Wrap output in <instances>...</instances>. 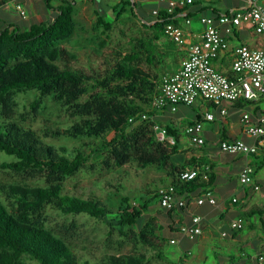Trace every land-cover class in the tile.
Masks as SVG:
<instances>
[{
	"label": "trees",
	"instance_id": "trees-1",
	"mask_svg": "<svg viewBox=\"0 0 264 264\" xmlns=\"http://www.w3.org/2000/svg\"><path fill=\"white\" fill-rule=\"evenodd\" d=\"M50 1L43 0L46 8L56 10L50 22L31 24L26 30L14 23L0 26V153L12 158L0 168L44 184L0 183V264H147L149 259L138 248L146 247L161 258L160 246L166 239L157 233L163 232L165 225L157 220H170L176 209L160 206V212L143 221V214L158 199L157 187L149 199L124 198L118 212L108 218L103 201L66 194L62 183L90 167L95 156L100 157L101 168L108 171L128 164L140 169L155 166L165 171L162 184L179 194L194 193L211 183L210 177L182 183L179 176L183 168L173 162L180 153L178 128L172 123L163 127L173 144L159 141L153 130L157 109L152 108V101L160 78L150 68L167 55L157 45L164 36V24L176 22L174 17L161 15L153 25L151 38L137 40L134 48L123 55L116 52L113 63L76 68L72 66L75 57L58 46L73 32V0H59L55 9ZM118 8H114L116 20L124 11ZM96 25L104 33L112 28L100 17ZM170 44L175 49L171 40ZM26 91L39 95L31 104L33 112L40 108L42 97L52 96L69 118L78 119L52 132L53 137L89 141L79 147L57 148L41 140L32 129L11 120L14 95ZM248 104L251 102L239 100L235 108ZM193 164L200 168L202 163L193 160ZM48 207L62 215H86L104 222L110 227L108 235L117 231L118 248L128 244L132 251L106 254L98 263L80 262L64 240L46 226L44 211ZM170 232L177 234L179 228Z\"/></svg>",
	"mask_w": 264,
	"mask_h": 264
},
{
	"label": "crops",
	"instance_id": "crops-1",
	"mask_svg": "<svg viewBox=\"0 0 264 264\" xmlns=\"http://www.w3.org/2000/svg\"><path fill=\"white\" fill-rule=\"evenodd\" d=\"M41 1L47 14L53 17L56 14V10L46 8L43 0ZM167 1L73 0L72 17L75 24V17L81 12L85 18L83 22L88 20V23H91L92 19H94L93 23L95 27H97V17H100L105 23L111 24L113 28V23H118L125 9H129L137 22L149 31L148 38H151L153 35V25L157 20L153 12H158L159 16L164 15ZM262 3L264 4L263 1ZM0 4V7H3L5 4L7 5V1L3 0ZM59 5V0L50 1V6L54 9ZM18 6H21L25 13L27 9L21 4ZM117 7H119L118 10H124L118 20H116L114 12V8ZM247 7L248 0H194L192 5L187 6L181 13L174 16V21L176 22L175 25L179 26L186 34L193 36V41H197L203 31V26L199 21L201 17L232 14L237 11H242ZM3 9L1 8L0 10V16L2 18L0 19V26L4 22L14 23L22 29V22L24 20L21 16L24 17V15H21L16 10L21 16L17 14L19 20L14 19L11 21L9 17L15 14L4 13L6 9ZM31 10L33 11L32 6ZM187 19L190 21L189 23L186 22ZM31 24L37 23H29L26 28L28 29ZM101 33L106 34L102 31V28ZM139 39H135V44ZM227 41L228 48L219 53L211 63L216 71L229 77L234 76L231 65L234 49L238 45L243 44L250 49L264 48V34H257L250 28L244 26L234 29L233 33L228 36ZM135 44L132 46V49ZM157 45L160 51L167 53L168 56H173L174 63L170 70H167L165 74L161 75V82L163 77L174 73L180 68L181 61L187 54L184 51H178L176 47L172 50L170 39L165 35L157 41ZM117 53L123 55L125 52ZM160 64L150 68L153 73H160ZM147 68L146 66L144 69ZM196 103H200V111H193V114L189 115L187 121L185 120L187 115L180 112V107H183L182 105L174 112L168 108L162 110L157 109L155 111L162 113V116L172 118L168 124L172 123L177 128L176 120H179L178 123L182 125L183 122H186L183 128L184 134L187 126L196 122L202 124L203 144L196 146L191 144L188 138L185 139L179 136L178 147L180 153L173 158V162L175 163L174 159L176 157H182L183 162L181 164H175L183 168L182 172L192 169L199 171V176L197 177L198 182L205 181L202 178L203 175H206L207 179L208 177L211 178L209 185L200 187L194 193H176L175 200L183 201L184 206L181 208L174 206L176 209L171 215L172 218L170 220L158 217L160 221L157 220V222L160 225H165V230L158 232L157 235L163 236L166 242L167 240H175L176 246H173L171 251L176 258L181 260L179 264H186L187 262H190V264H257V256L264 253V136L253 138L245 134L240 119L242 114L246 112L253 114V116H257L260 113L264 114L263 104L251 103L242 108H235L236 102L233 104H222V107L227 109V115L220 117L217 107L201 101ZM257 109L259 112L257 115H254ZM206 113L213 114L215 117L214 121L207 122L203 120V116ZM156 127L163 131V128ZM236 139L243 140L245 143L255 146L257 152L255 154L245 155L228 154L220 151V141ZM168 144L172 143L169 142ZM193 160L202 163L200 168L195 167ZM245 167H250L253 172L249 182L241 184L239 176ZM166 186L167 184L165 183L164 187ZM206 190L212 192L215 205L212 206L208 203L199 205L197 203V200ZM196 216L200 218L199 226L201 228V234L193 241L182 237L179 233L170 232L172 228L176 229L181 225H189L192 217ZM239 219L243 222L242 229L238 231L230 230L229 224ZM224 232L227 234L226 236H222ZM186 252H189L190 255L186 256Z\"/></svg>",
	"mask_w": 264,
	"mask_h": 264
},
{
	"label": "rangeland",
	"instance_id": "rangeland-1",
	"mask_svg": "<svg viewBox=\"0 0 264 264\" xmlns=\"http://www.w3.org/2000/svg\"><path fill=\"white\" fill-rule=\"evenodd\" d=\"M4 1H7V5L0 7V10L4 8L6 9H3L4 13L15 14L9 17L11 21L14 19L19 20V17H17L19 13L14 7L21 4L27 9H25L24 17L19 14L24 20L21 30L27 29L26 26L29 23H47L53 18L47 14L41 0ZM0 19H2L1 16ZM84 19L82 13H78V16L75 17L72 34L58 44L70 55L75 56L72 66L76 68H88L90 65L100 66L106 64V62L113 63L116 52L130 51L136 38L146 40L149 37V31L137 22L129 9H125L120 21L113 23L112 30L106 34L101 33V28L95 27L94 19L91 23H88V20L83 22ZM173 64V56L167 54V57H163L162 63L159 65L160 73H157L159 78L167 70H170ZM142 67L146 68V65H142ZM38 98L39 95L36 91L16 93L13 98L15 107L10 119L25 128L32 129L41 140L57 148L63 146L68 148L79 147L83 142L89 141L85 138L53 137L52 132L61 131L78 119L69 118L52 96L42 97L40 108L33 112L31 104ZM192 107H180V112L187 115L186 121L189 115L193 114V111H200V103H196ZM161 114L155 112L153 120L157 126L163 128L172 118ZM178 122L179 120H176L179 136L186 139L187 137L183 133L186 122H183V125ZM11 161V157L0 153V165ZM174 161L181 164L183 158L176 157ZM88 166L90 167L64 180L62 183L63 192L84 199L89 197L100 199L109 210L108 218L113 217L118 212L124 198L130 200L137 198L149 199L152 197L155 187L158 190L164 187L162 180L166 177L165 171L155 166L140 169L135 164H128L108 171L101 168L99 156L91 158ZM0 183L26 184L29 186L44 185L42 181L36 178L16 175L2 168H0ZM4 203L8 206L6 201ZM161 209L156 199L152 203V207L143 214V221L155 216ZM44 216L46 217V226L64 240L80 262L86 260L91 263H98L106 254H121L132 251L131 246L128 244L119 249L117 231L113 230L108 235L110 227L102 221L94 220L86 215H62L55 208L50 207L45 209ZM173 246H176V244H171L170 240L162 243L158 254L161 258L146 247H139L138 252L146 255L149 259L147 264H179L181 260L176 258L171 251ZM186 264H190V262Z\"/></svg>",
	"mask_w": 264,
	"mask_h": 264
},
{
	"label": "built area",
	"instance_id": "built-area-1",
	"mask_svg": "<svg viewBox=\"0 0 264 264\" xmlns=\"http://www.w3.org/2000/svg\"><path fill=\"white\" fill-rule=\"evenodd\" d=\"M262 1L248 0L246 9L232 14L201 17L199 21L203 26V31L197 41H193L191 34H186L172 22L169 21L164 24V35L175 44L178 51H184L187 55L181 61L177 71L162 78L158 93L153 97L152 108L159 110L168 108L174 112L180 105L192 106L201 101L217 107L220 117L227 115V109L222 107V104H233L239 100L258 105L262 103L264 108V48L250 49L246 45H238L233 52L231 65L233 77L216 71L211 63L219 53L228 48L227 38L234 29L244 26L257 34H264V4ZM193 2L194 0H168L164 15L174 17L187 6L192 5ZM16 10L24 15L21 6H17ZM153 15L157 19L160 18L156 11L153 12ZM186 22L189 23L190 21L187 19ZM145 118L143 116V119ZM214 119L215 117L211 113H206L203 116V120L207 122H212ZM240 122L243 131L248 136L253 138L264 136V114L260 113L253 116V114L246 112L242 114ZM153 130L159 141L173 144V139L167 137L160 128L154 127ZM185 134L191 144L200 146L204 142L202 124L199 122L187 126ZM219 149L228 154L251 155L257 152L255 146L240 139L220 141ZM252 172L250 167L243 168L239 176L240 183H248ZM198 176L199 171L192 169L181 172L179 179L183 183H189ZM202 178L207 179L206 175H203ZM157 194L159 205L162 208L170 209L174 206L179 208L184 206L183 201L175 200L176 192L171 186L160 188ZM197 203L199 205L203 203L215 205L212 192L206 190L197 200ZM199 223V217H192L191 223L181 225L178 233L193 241L201 234ZM242 227L243 222L240 219L229 224V229L232 231L241 230ZM226 235L225 232L222 233V236ZM170 243L175 244V240H171ZM188 255L190 253L186 252V256ZM256 262L257 264H264V253L257 256Z\"/></svg>",
	"mask_w": 264,
	"mask_h": 264
}]
</instances>
